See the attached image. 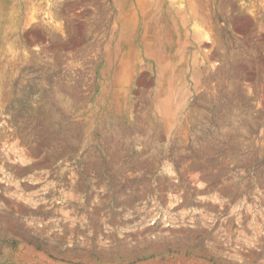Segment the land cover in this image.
<instances>
[{"label":"rangeland","instance_id":"374dc122","mask_svg":"<svg viewBox=\"0 0 264 264\" xmlns=\"http://www.w3.org/2000/svg\"><path fill=\"white\" fill-rule=\"evenodd\" d=\"M0 264H264V0H0Z\"/></svg>","mask_w":264,"mask_h":264}]
</instances>
